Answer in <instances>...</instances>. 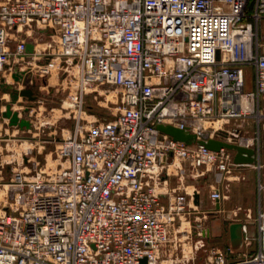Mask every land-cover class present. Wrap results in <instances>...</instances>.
I'll return each instance as SVG.
<instances>
[{"label": "built area", "instance_id": "built-area-1", "mask_svg": "<svg viewBox=\"0 0 264 264\" xmlns=\"http://www.w3.org/2000/svg\"><path fill=\"white\" fill-rule=\"evenodd\" d=\"M262 19L264 0H0V78L41 53L36 41L25 50L37 26L54 36L41 72L63 59L80 81L69 105L81 108L92 83L114 85L121 101L111 119L77 116L55 145V165L35 161L34 172L15 168L0 181V264H166L162 245L196 207L186 191H164L161 175L182 169L176 159L197 174L239 163L226 147L187 144L157 124L196 138L226 131L258 151V137L240 133L252 121L258 135L264 122ZM256 220L253 253L232 259L229 246H212L203 264H264V211Z\"/></svg>", "mask_w": 264, "mask_h": 264}, {"label": "rangeland", "instance_id": "rangeland-1", "mask_svg": "<svg viewBox=\"0 0 264 264\" xmlns=\"http://www.w3.org/2000/svg\"><path fill=\"white\" fill-rule=\"evenodd\" d=\"M259 35L264 50V19L259 25ZM29 41H36L40 54L36 57L26 56L25 60L16 65L23 67V77L26 83L17 82L12 75H6L4 81L20 87L30 86L36 95L29 99L18 94L15 100L11 98L12 89L0 87V181H7L13 169L22 168L34 172L32 163L38 161L39 167L55 165V145L72 129L74 120L82 115L87 119L102 121L111 119L119 110L121 101L116 87L112 84H95L84 87L82 90L81 108L69 105V92L79 94L80 81L70 66L63 59L49 72H41L47 55L43 54V47L53 43L54 36L45 28L33 26L27 35ZM13 45L14 41H9ZM47 48L45 51L47 52ZM57 61V60H56ZM253 72L250 66L245 67V88L253 86ZM17 110L20 117L28 119L29 127L11 125L6 116L2 114L6 103ZM241 135L246 137L257 136L260 144L264 142V127L260 124L258 135L256 127L251 123H244ZM32 161V162H31ZM175 164H180L185 170V178H194V183L199 185V176L193 175L188 165L178 159ZM181 171L174 174L179 176ZM173 177V176H172ZM171 178V181L176 182ZM170 182V180H169ZM219 222L221 232L227 229V220L215 219L211 213L205 212L202 206H197L196 211L187 215L180 231L171 233L169 241L162 245L159 259L166 264H203L206 261L212 246L221 247L224 243L220 236L210 234L206 229Z\"/></svg>", "mask_w": 264, "mask_h": 264}, {"label": "crops", "instance_id": "crops-1", "mask_svg": "<svg viewBox=\"0 0 264 264\" xmlns=\"http://www.w3.org/2000/svg\"><path fill=\"white\" fill-rule=\"evenodd\" d=\"M260 103L264 107V95L261 96ZM249 122L255 126L252 121L246 123ZM261 125L264 127V122ZM248 146H252L256 150L255 161L234 165L228 171L211 167L204 168L202 173L197 174L198 169L192 167L187 161H182L185 165H188L193 175L199 176L198 186L194 183V178H185L184 172L186 169L183 167L179 170L181 171L179 176L174 177L177 172L167 175L162 174L160 182L164 191H168L170 194L172 191H186V197L190 205L202 206L204 211L214 215L215 219L227 220L225 232H221V226L217 222L213 227H208L206 234L207 236L210 234L214 236L221 235L224 241L221 248L229 246L227 256L232 259L240 257L243 253H253L257 249L255 239L257 233L256 217L258 211H264V142L259 145L258 151L253 144ZM202 168L199 169L202 170ZM171 178L176 179V182L173 183ZM213 187H217L221 191V197L213 198L210 195ZM195 192L198 195L197 204L193 201V193ZM161 196L164 200L167 198L166 193H162ZM232 221H238L246 225L247 234L251 237L249 243H246L243 239V233L241 241L233 242L231 240L228 227ZM176 231H179V229L174 226L171 233L174 234Z\"/></svg>", "mask_w": 264, "mask_h": 264}, {"label": "water", "instance_id": "water-1", "mask_svg": "<svg viewBox=\"0 0 264 264\" xmlns=\"http://www.w3.org/2000/svg\"><path fill=\"white\" fill-rule=\"evenodd\" d=\"M25 50L28 53L33 52L34 50V43L33 41H26L25 43ZM23 70L22 69H14L11 73L12 77L17 82H22V84L26 83V79L23 77ZM0 87H3L4 89H12L11 92V98L12 100H15L18 97V94L25 95L29 99H34L35 94L33 92L32 87L26 86L22 88H18L17 85H11L4 81L3 78H0ZM2 114L6 116L9 120V124L11 125H19V126H25L29 127L30 123L27 118L20 117L17 110H14L11 108V105L9 102L6 103L5 109L2 111ZM157 128L164 133L169 134L172 138L184 141L187 144L191 143H200L204 146L213 149L218 150L220 147H226L233 151V160L236 163H253L256 159V150L252 146L243 145L240 143H237L235 141L227 140V132L226 131H218V135L214 137H208V138H196L195 134L187 130L186 128H179L174 125L168 124V123H158ZM168 155H172V151L168 152ZM194 196V202L197 204V193H193ZM229 232L230 237L233 242L235 241H241L242 240V232H241V222L238 221H232L229 223ZM208 228L206 229V231ZM143 261L145 258L142 259Z\"/></svg>", "mask_w": 264, "mask_h": 264}]
</instances>
